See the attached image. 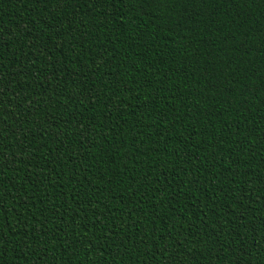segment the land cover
<instances>
[{"label":"trees","instance_id":"trees-1","mask_svg":"<svg viewBox=\"0 0 264 264\" xmlns=\"http://www.w3.org/2000/svg\"><path fill=\"white\" fill-rule=\"evenodd\" d=\"M0 264H264V0H0Z\"/></svg>","mask_w":264,"mask_h":264}]
</instances>
